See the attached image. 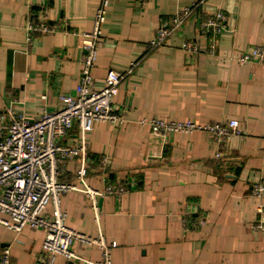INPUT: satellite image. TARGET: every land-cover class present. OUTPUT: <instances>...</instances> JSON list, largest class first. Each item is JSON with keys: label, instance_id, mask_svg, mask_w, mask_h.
<instances>
[{"label": "crops", "instance_id": "crops-1", "mask_svg": "<svg viewBox=\"0 0 264 264\" xmlns=\"http://www.w3.org/2000/svg\"><path fill=\"white\" fill-rule=\"evenodd\" d=\"M198 1L109 2L95 87H103L109 70L126 72L136 65L113 100L126 123L96 124L87 155L94 163L109 155L111 176L132 187L97 200L98 222L78 191L62 197L61 209L68 227L90 237L100 232L107 243H116L112 264H264V238L250 228L260 218L258 202L249 196L251 184L264 179V67L231 60L250 47H264V0H205L204 12L220 9L228 16L217 56L190 57L180 49L185 40L205 47L197 32L200 14L164 46L146 51L164 19ZM97 6V0H0V111L10 108L33 120L57 111L61 94H75L83 58L77 33L91 30ZM30 16H45L69 32L27 42L23 28ZM150 119L236 120L244 136L223 148L204 133L160 141L139 124ZM76 167L69 165L60 180L81 188ZM93 171L85 181L101 189ZM183 215L192 223L204 219L205 225L187 230ZM44 239L43 231L24 228L17 234L0 225V251L9 247L11 264H36ZM72 250L86 261L100 260L95 247L75 242ZM55 264L84 263L57 257Z\"/></svg>", "mask_w": 264, "mask_h": 264}, {"label": "built area", "instance_id": "built-area-1", "mask_svg": "<svg viewBox=\"0 0 264 264\" xmlns=\"http://www.w3.org/2000/svg\"><path fill=\"white\" fill-rule=\"evenodd\" d=\"M97 1L91 30L77 33L83 58L75 94H61L57 111H45L33 120L10 108L0 111V225L17 234L24 228L45 233L36 264H55L57 257L84 264H112L111 251L116 248V243H107L100 232L90 237L68 227L61 199L70 191L84 194L98 222L97 200L122 196L132 187L128 181H117L111 176L109 155H102L95 163L87 155V138L96 124L107 123L119 128L126 123L122 112L113 107V100L120 84L136 65L132 64L126 72L109 70L103 87H95L93 70L102 45V26L110 0ZM204 2L200 0L164 19L147 44L146 51L152 52L164 46L166 40L175 35L190 17L200 14L197 32L205 41V47L201 50L196 40H185L180 49L190 57L201 54L217 56L218 41L227 30L228 16L220 9L204 12ZM35 18L30 16L24 25L27 42L36 35L69 32L56 23H49L45 16ZM231 60L242 66L264 67V47H250ZM139 124L147 127L149 134L160 141H165L170 135L204 133L218 148L226 147L235 137L244 136L236 120L199 124L191 120L150 119L139 121ZM71 138H74L72 142H68ZM71 164L77 165L75 177L81 188L60 180ZM92 170L102 180L101 189L92 188L85 181ZM249 196L258 202L260 216L250 228L264 238V179L251 184ZM190 220L183 215L187 230H197L205 225L204 219L194 223ZM75 242L97 248L100 260L90 262L77 257L72 250ZM0 264H11L9 247L1 249Z\"/></svg>", "mask_w": 264, "mask_h": 264}]
</instances>
